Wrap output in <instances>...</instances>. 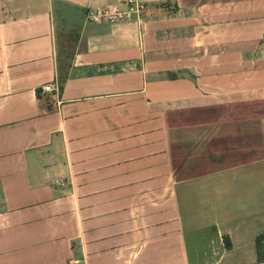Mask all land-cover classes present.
<instances>
[{
    "label": "crops",
    "instance_id": "obj_1",
    "mask_svg": "<svg viewBox=\"0 0 264 264\" xmlns=\"http://www.w3.org/2000/svg\"><path fill=\"white\" fill-rule=\"evenodd\" d=\"M140 2L0 0V264H264V0Z\"/></svg>",
    "mask_w": 264,
    "mask_h": 264
},
{
    "label": "built area",
    "instance_id": "obj_2",
    "mask_svg": "<svg viewBox=\"0 0 264 264\" xmlns=\"http://www.w3.org/2000/svg\"><path fill=\"white\" fill-rule=\"evenodd\" d=\"M125 5L127 8H122L121 5L93 8L87 13V20L94 23L121 22L131 19L134 14H140L144 7L140 0H125ZM43 89L46 92L58 90L53 84H45Z\"/></svg>",
    "mask_w": 264,
    "mask_h": 264
},
{
    "label": "rangeland",
    "instance_id": "obj_3",
    "mask_svg": "<svg viewBox=\"0 0 264 264\" xmlns=\"http://www.w3.org/2000/svg\"><path fill=\"white\" fill-rule=\"evenodd\" d=\"M238 183L240 184V182L238 181L237 182V184H235V188L238 186ZM226 184V186H228L229 184L228 183H225ZM230 186H231V184H230ZM233 190H235V189H233ZM236 193V192H235ZM234 198V197H233ZM233 198H231L230 199V201H229V207H231V208H236L235 206H236V204H235V199H233ZM224 200V199H223ZM225 202V201H224ZM263 228H264V224H263V226H262ZM264 231V230H263ZM243 250H241V251H236L235 252V254H233L232 255V259L234 258L235 260H237V262H240V261H249L250 259H254L255 258V256H256V254H243V252H242ZM192 258V261H195L197 258H198V256H194V255H192L191 256ZM207 262H208V264H212L213 262H212V257L211 256H207Z\"/></svg>",
    "mask_w": 264,
    "mask_h": 264
},
{
    "label": "trees",
    "instance_id": "obj_4",
    "mask_svg": "<svg viewBox=\"0 0 264 264\" xmlns=\"http://www.w3.org/2000/svg\"><path fill=\"white\" fill-rule=\"evenodd\" d=\"M263 237H260L259 239H258V244L260 243L261 244V242H262V239ZM229 245V244H228ZM228 247H230V245L228 246ZM259 248H260V246H259ZM258 252H259V258L261 259V258H263V253L261 252V249H258Z\"/></svg>",
    "mask_w": 264,
    "mask_h": 264
}]
</instances>
